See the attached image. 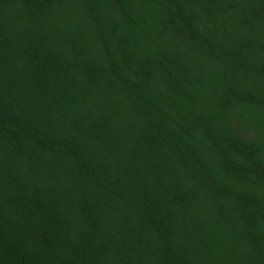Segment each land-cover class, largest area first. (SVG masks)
<instances>
[{"label": "trees", "instance_id": "16d2710c", "mask_svg": "<svg viewBox=\"0 0 264 264\" xmlns=\"http://www.w3.org/2000/svg\"><path fill=\"white\" fill-rule=\"evenodd\" d=\"M0 264H264V0H0Z\"/></svg>", "mask_w": 264, "mask_h": 264}]
</instances>
